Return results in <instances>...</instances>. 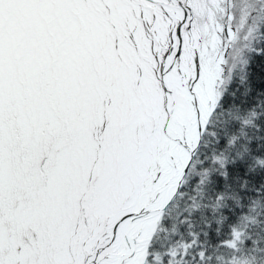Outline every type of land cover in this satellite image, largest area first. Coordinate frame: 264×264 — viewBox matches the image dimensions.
I'll return each mask as SVG.
<instances>
[{"label":"snow or ice","instance_id":"obj_1","mask_svg":"<svg viewBox=\"0 0 264 264\" xmlns=\"http://www.w3.org/2000/svg\"><path fill=\"white\" fill-rule=\"evenodd\" d=\"M0 264H264V0H0Z\"/></svg>","mask_w":264,"mask_h":264}]
</instances>
